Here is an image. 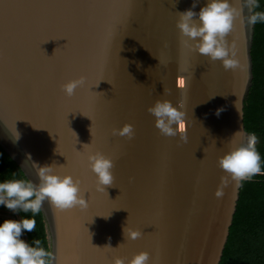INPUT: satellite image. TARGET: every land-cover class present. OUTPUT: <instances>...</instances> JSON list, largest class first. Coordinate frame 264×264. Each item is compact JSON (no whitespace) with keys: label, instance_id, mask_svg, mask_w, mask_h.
Masks as SVG:
<instances>
[{"label":"water","instance_id":"95a60500","mask_svg":"<svg viewBox=\"0 0 264 264\" xmlns=\"http://www.w3.org/2000/svg\"><path fill=\"white\" fill-rule=\"evenodd\" d=\"M206 2L0 0V148L34 184L32 162L58 175L88 171L80 187L87 207H41L52 264H66L86 245L95 252L84 254L97 264H127L140 252L147 264H219L241 181L227 178L217 198L227 177L218 160L247 142L254 25L247 24L245 0H229L242 15L225 37L238 66L225 71L183 43L176 27L179 13L198 12ZM79 77L85 83L69 102L61 85ZM178 77L186 81L183 91ZM157 100L182 106L186 142L155 128L148 108ZM125 124L131 139L113 135ZM15 129L20 138L13 144ZM93 152L114 165L105 191L87 165ZM124 227L140 237H124Z\"/></svg>","mask_w":264,"mask_h":264},{"label":"clouds","instance_id":"9594fccd","mask_svg":"<svg viewBox=\"0 0 264 264\" xmlns=\"http://www.w3.org/2000/svg\"><path fill=\"white\" fill-rule=\"evenodd\" d=\"M245 6L249 12L248 25L264 23V12L255 11L260 6L259 0H245ZM195 7L194 2L192 8ZM192 8L179 13L176 27L182 42H190L198 55L206 56L211 61H220L225 71L237 68L235 54L227 45L225 37L232 31L236 18L241 17L242 9L233 7L229 0H207L205 6L198 12H194ZM84 83V77L70 80L61 85V91L66 97H71ZM185 87V79L178 77L176 89L183 91ZM181 107H174L168 100H157L148 108V112L155 118L154 126L161 135L179 136L180 141L186 142L185 113ZM222 111L223 109H218L216 115L219 116ZM235 134L241 133L238 131ZM113 135L131 139L133 128L125 124L118 130L113 129ZM19 138L20 134L15 129V138L10 141L15 144ZM257 142L258 138L254 133L248 134L246 143L219 158L218 165L227 177L222 178L221 187L214 193L217 198L223 195L222 186L227 183V178L240 182L261 172V157L255 148ZM26 158L31 161L30 155ZM32 164L36 168L39 183L34 184L24 179L0 182V207L14 214L31 212L33 217L0 222V264H52V253L41 246L40 240L34 239L29 244L27 240L26 242L25 239L22 240L21 236L25 231H34L36 227L34 217L40 212L45 201L60 211L87 207L80 186L72 176L56 174L51 165L41 166L33 162ZM87 165L95 176L97 190L105 191L104 186H112L111 169L114 165L110 158L100 152H93L87 156ZM123 234L130 240H135L141 235L135 230L126 232L125 227ZM148 259L146 252H140L127 261V264H147ZM112 264H125V261L115 258Z\"/></svg>","mask_w":264,"mask_h":264},{"label":"trees","instance_id":"16d2710c","mask_svg":"<svg viewBox=\"0 0 264 264\" xmlns=\"http://www.w3.org/2000/svg\"><path fill=\"white\" fill-rule=\"evenodd\" d=\"M259 8L264 12V0H259ZM252 81L243 107V127L254 133L255 145L261 157V172L241 181L238 200L229 235L219 264H264V23L254 25L252 46ZM10 179H24L20 168L0 148V182ZM16 220L33 218L32 213L14 214ZM36 227L33 232L22 235L29 244L34 239L50 251L46 238L44 218L41 211L34 217Z\"/></svg>","mask_w":264,"mask_h":264},{"label":"snow or ice","instance_id":"6c2138e0","mask_svg":"<svg viewBox=\"0 0 264 264\" xmlns=\"http://www.w3.org/2000/svg\"><path fill=\"white\" fill-rule=\"evenodd\" d=\"M70 6V5H69ZM226 38H230L226 37ZM90 91V89H89ZM71 97H68V101H71ZM77 113H79V109H76ZM83 155L82 151H79L75 154H73V156L71 157V161H70V166L72 167L74 164H77L80 162V156ZM73 175V179L75 181L78 182L80 187H83L85 184V178L88 174L87 168L85 167H78L74 172L71 173ZM77 177H79V179H77ZM76 208H70V209H65L62 212L63 213H68V212H73L75 211ZM88 252V253H94L95 249L93 248L92 245H86V246H78L75 253L72 255V257L70 259L66 260V264H97V261L95 259H93L91 256L89 255H85L84 253Z\"/></svg>","mask_w":264,"mask_h":264},{"label":"rangeland","instance_id":"374dc122","mask_svg":"<svg viewBox=\"0 0 264 264\" xmlns=\"http://www.w3.org/2000/svg\"><path fill=\"white\" fill-rule=\"evenodd\" d=\"M15 218L16 217L14 216V213H12L11 211L3 207H0V222H3L4 220H16ZM21 239L23 240L22 236H21Z\"/></svg>","mask_w":264,"mask_h":264},{"label":"crops","instance_id":"0c3cea01","mask_svg":"<svg viewBox=\"0 0 264 264\" xmlns=\"http://www.w3.org/2000/svg\"><path fill=\"white\" fill-rule=\"evenodd\" d=\"M25 241V240H24ZM26 242V241H25Z\"/></svg>","mask_w":264,"mask_h":264}]
</instances>
